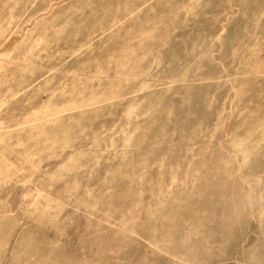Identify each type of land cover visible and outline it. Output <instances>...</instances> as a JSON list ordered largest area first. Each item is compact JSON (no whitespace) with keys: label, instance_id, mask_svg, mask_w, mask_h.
Returning <instances> with one entry per match:
<instances>
[{"label":"rangeland","instance_id":"rangeland-1","mask_svg":"<svg viewBox=\"0 0 264 264\" xmlns=\"http://www.w3.org/2000/svg\"><path fill=\"white\" fill-rule=\"evenodd\" d=\"M0 264H264V0H0Z\"/></svg>","mask_w":264,"mask_h":264}]
</instances>
